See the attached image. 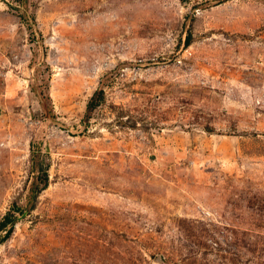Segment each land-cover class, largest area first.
I'll return each mask as SVG.
<instances>
[{
    "label": "rangeland",
    "instance_id": "1",
    "mask_svg": "<svg viewBox=\"0 0 264 264\" xmlns=\"http://www.w3.org/2000/svg\"><path fill=\"white\" fill-rule=\"evenodd\" d=\"M13 206L0 264H264V0H0Z\"/></svg>",
    "mask_w": 264,
    "mask_h": 264
},
{
    "label": "trees",
    "instance_id": "2",
    "mask_svg": "<svg viewBox=\"0 0 264 264\" xmlns=\"http://www.w3.org/2000/svg\"><path fill=\"white\" fill-rule=\"evenodd\" d=\"M104 101V91L98 90L93 93V95L90 97L86 104V119L88 120L90 113L95 110L98 106L101 105V103ZM35 189H31V194L29 196V201L33 202V200L36 197V193L40 185L42 187H45L47 184V175L45 173H42L38 177L35 178ZM34 188V187H33ZM33 205V204H32ZM31 205V206H32ZM19 213L22 214V210L19 208H15L14 206L12 209H9L5 215L0 219V241H4L8 239L14 229L16 217L15 214ZM3 233V235H1Z\"/></svg>",
    "mask_w": 264,
    "mask_h": 264
}]
</instances>
